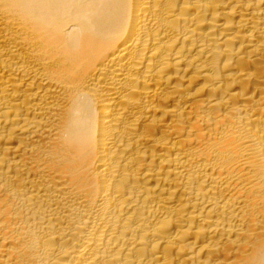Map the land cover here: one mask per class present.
I'll use <instances>...</instances> for the list:
<instances>
[{
	"label": "bare ground",
	"instance_id": "6f19581e",
	"mask_svg": "<svg viewBox=\"0 0 264 264\" xmlns=\"http://www.w3.org/2000/svg\"><path fill=\"white\" fill-rule=\"evenodd\" d=\"M0 264H264V0H0Z\"/></svg>",
	"mask_w": 264,
	"mask_h": 264
}]
</instances>
